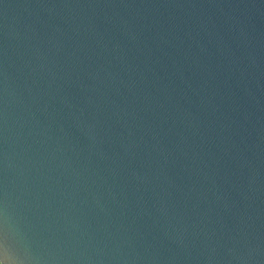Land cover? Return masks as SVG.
Instances as JSON below:
<instances>
[{
	"label": "water",
	"instance_id": "water-1",
	"mask_svg": "<svg viewBox=\"0 0 264 264\" xmlns=\"http://www.w3.org/2000/svg\"><path fill=\"white\" fill-rule=\"evenodd\" d=\"M1 264H264V0H0Z\"/></svg>",
	"mask_w": 264,
	"mask_h": 264
},
{
	"label": "built area",
	"instance_id": "built-area-1",
	"mask_svg": "<svg viewBox=\"0 0 264 264\" xmlns=\"http://www.w3.org/2000/svg\"><path fill=\"white\" fill-rule=\"evenodd\" d=\"M1 264V263H0Z\"/></svg>",
	"mask_w": 264,
	"mask_h": 264
}]
</instances>
